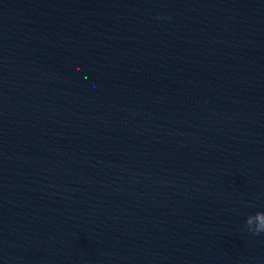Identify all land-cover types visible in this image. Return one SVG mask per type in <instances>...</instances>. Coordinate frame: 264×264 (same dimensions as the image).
<instances>
[{
	"label": "water",
	"instance_id": "water-1",
	"mask_svg": "<svg viewBox=\"0 0 264 264\" xmlns=\"http://www.w3.org/2000/svg\"><path fill=\"white\" fill-rule=\"evenodd\" d=\"M262 217L264 0H0V264H264Z\"/></svg>",
	"mask_w": 264,
	"mask_h": 264
},
{
	"label": "clouds",
	"instance_id": "clouds-1",
	"mask_svg": "<svg viewBox=\"0 0 264 264\" xmlns=\"http://www.w3.org/2000/svg\"><path fill=\"white\" fill-rule=\"evenodd\" d=\"M248 224H252L253 221L249 220L247 221ZM247 232L250 233L251 235H261L264 234V217L261 218L259 225L256 227H248Z\"/></svg>",
	"mask_w": 264,
	"mask_h": 264
}]
</instances>
